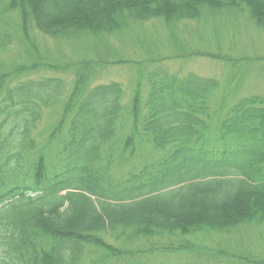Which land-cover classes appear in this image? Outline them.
<instances>
[{
	"label": "trees",
	"instance_id": "obj_1",
	"mask_svg": "<svg viewBox=\"0 0 264 264\" xmlns=\"http://www.w3.org/2000/svg\"><path fill=\"white\" fill-rule=\"evenodd\" d=\"M223 10L264 30V0H0L1 47L17 14L25 43L34 30L90 54L60 65L30 51L22 69L0 71V264H133L193 253L190 236L264 231V95L233 101L232 82L165 70L148 75L145 104L139 84L128 106L121 83H94L99 68L124 62L110 59L107 41L131 21L172 30ZM40 70L49 74L25 76ZM134 158L143 165L125 172ZM238 257L264 264V250Z\"/></svg>",
	"mask_w": 264,
	"mask_h": 264
},
{
	"label": "rangeland",
	"instance_id": "obj_2",
	"mask_svg": "<svg viewBox=\"0 0 264 264\" xmlns=\"http://www.w3.org/2000/svg\"><path fill=\"white\" fill-rule=\"evenodd\" d=\"M208 15L205 19L181 22L172 30L156 20L131 21L124 36L115 35L107 41L110 53L113 54L110 59L124 62L99 68L94 83H121L124 89L123 103L128 106L139 84L145 104L149 92L148 75L165 70L181 76L194 72L203 77H216L225 85L232 82L235 91L230 99L233 101L241 96L264 95V30L249 18L247 12L223 10ZM3 31L12 36V42L6 47L0 45L1 72L9 69L15 71L16 68L18 71V67L38 57L48 64L61 65L78 62L84 56H90L89 52L79 44L74 48L73 44L45 37L34 30L30 32L33 41L25 43L19 37L22 34L17 14L8 17ZM30 51L34 54L30 56L33 58L27 59ZM181 52L195 53V55L178 54ZM210 54L223 56L235 63V67L230 68L225 61L208 56ZM156 59L159 61H152ZM48 71L40 70L25 76L38 78L49 74ZM68 74L63 77L70 84L72 79L74 80V75ZM25 76L21 77L26 78ZM14 79L15 77L11 78L9 82L14 84ZM56 110L49 114V121H44L39 127L40 131L46 127L43 130L44 136L50 135L51 127L59 119ZM126 132L128 131L124 130L120 134L123 136ZM142 150L141 154H143ZM138 158H134L123 167L125 172L132 169L134 163L138 168L143 165L138 163ZM116 165L118 166L117 161L112 167V172L118 179L122 172L116 170L119 168ZM179 175L180 173L171 176L168 180H174L180 177ZM190 241L196 245L193 253L158 252L131 260L133 264H238V255H257L259 251L264 250V231L249 226L238 233L226 236L215 234L190 236ZM145 243V240H141L139 244L144 246ZM129 260L125 259L117 264H124Z\"/></svg>",
	"mask_w": 264,
	"mask_h": 264
}]
</instances>
